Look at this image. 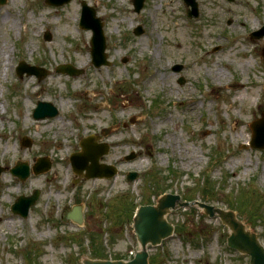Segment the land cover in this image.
Masks as SVG:
<instances>
[{
	"label": "rangeland",
	"instance_id": "1",
	"mask_svg": "<svg viewBox=\"0 0 264 264\" xmlns=\"http://www.w3.org/2000/svg\"><path fill=\"white\" fill-rule=\"evenodd\" d=\"M82 1L103 23L107 65L91 63V30L78 27ZM196 2L195 18L186 16L183 0H145L139 12L132 0L62 5L6 0L0 5V15L22 18L19 29L10 27L11 18L0 27V166L5 168L0 173V264H81L97 248L105 258L129 259L138 249L133 208L155 203L164 193L233 209L264 245V148L249 147L250 129L234 120L247 118V101L253 106L264 101V37H249L264 24V0ZM138 25L143 32L136 35ZM46 31L50 40L44 39ZM20 60L45 68L47 75L18 77ZM65 63L80 73L56 70ZM174 64H183V70L173 71ZM156 66L162 68L156 72ZM218 69L227 76L216 80ZM239 81L248 99L234 89ZM38 100L58 110L44 119L61 118L66 125L59 149L39 131L44 119L32 117ZM106 127L111 131L97 142L110 149L100 162L116 166V174L75 175L70 153L79 151L82 137ZM26 136L30 144L21 145ZM131 150L137 157L123 160ZM41 156L50 168L35 174L31 169ZM17 161L29 167L25 180L9 172ZM129 170L139 173L132 182L125 178ZM35 176L41 178L38 184L32 182ZM35 189L39 198L28 216L12 214L16 197ZM76 198L86 202L89 214L81 226L65 218ZM166 220L174 234L149 248V264H248V256L227 247L228 231L218 218L188 206L171 210Z\"/></svg>",
	"mask_w": 264,
	"mask_h": 264
},
{
	"label": "water",
	"instance_id": "2",
	"mask_svg": "<svg viewBox=\"0 0 264 264\" xmlns=\"http://www.w3.org/2000/svg\"><path fill=\"white\" fill-rule=\"evenodd\" d=\"M5 0H0L2 4ZM54 4H61L69 0H46ZM188 4L193 7L192 12L189 14L194 16L197 15L196 5L193 0H185ZM135 10L138 11L143 4V0H133ZM80 26L82 28H87L92 30L91 39V55L92 63L95 66H100L101 64H106L105 61V42L102 32V24L99 22L98 18H95L94 11L92 8H88L83 3L82 14L80 19ZM142 31L137 29L136 34H140ZM259 36L264 34V27L256 33ZM45 39H50L48 33L45 34ZM182 66L176 65L173 69L176 71L181 70ZM40 70V69H39ZM59 70L68 73H75L74 69L69 66H60ZM24 72L27 74L37 73L40 75H45L44 70H40L35 67H30L24 62H21L17 68V73L21 76ZM182 83V81L180 80ZM56 114V109L49 103L38 102L37 108L34 110L35 118H43L45 116H53ZM264 119V112H263ZM259 121H254L251 125L252 136L250 140V145L252 147L264 148V134H261L258 130ZM93 137H88L81 143L82 153H75L71 156L70 160L73 166V170L76 173H81L84 169L86 171L85 175L89 176H106L110 177L115 173V168L107 165H99V157L106 152L108 147L104 145L102 149L95 151L93 150L96 145L93 142ZM126 159L134 158V154H130L125 157ZM87 161L91 164L88 166ZM49 164L40 163L39 166H34L33 170L35 173L46 170ZM1 171V170H0ZM11 172L18 175L21 179H25L28 176V168L26 164H20L16 168L11 169ZM137 177L135 172L128 174L127 179L133 180ZM38 191H34L33 195L29 197H19L18 200L11 207L13 213H18L25 217L29 206L35 203ZM196 205L201 208L202 211L210 217L217 216L221 219L222 223L226 225L229 229V236L227 237V244L230 248H234L240 253L248 254L250 256L249 264H264V248L260 244L256 234L246 228L243 222L239 221L235 217V213L231 210H222L218 207L211 206L205 203L195 202H185L181 201L178 195L165 194L157 199L154 205H142L139 206L135 212L133 218V231L136 235L137 241L140 245V250L135 254V257L130 261L123 260H104V259H89L84 258L82 264H147L148 253L146 252L147 244L156 245L160 241L170 235L173 231V226L166 221V214L169 213L170 209L177 207ZM80 206L74 207L72 212L68 215V218H72L77 222H81ZM75 216V217H74Z\"/></svg>",
	"mask_w": 264,
	"mask_h": 264
},
{
	"label": "bare ground",
	"instance_id": "3",
	"mask_svg": "<svg viewBox=\"0 0 264 264\" xmlns=\"http://www.w3.org/2000/svg\"><path fill=\"white\" fill-rule=\"evenodd\" d=\"M162 7L161 4L154 6V9H158ZM11 18L12 19V25L10 27H15L17 29H19L20 24L22 23V18L21 17H8L5 15H0V27H2V24H4L6 21H8L7 19ZM20 18V19H19ZM25 21V19L23 18V22ZM167 42L169 41L168 37H165ZM140 43L143 44V40H140ZM143 48V46H142ZM155 56V55H154ZM155 60V59H154ZM248 65V64H246ZM162 68L161 66H156L154 67V69L156 70V72L159 71V69ZM9 68L7 67V70ZM215 75V79L219 80L222 77L227 76V73L225 71H223V69H218ZM156 74V73H155ZM155 74H154V78H155ZM151 77L147 78V81L150 83ZM155 83V81H154ZM245 84L243 82H236L234 83V89L235 90H239L241 93L240 98L243 99H248L249 96H247L244 92H245V88H244ZM72 90L73 92L77 91L76 86L73 84L72 85ZM96 95H93V97ZM66 102H64L65 104ZM23 108L26 109L28 107V104L25 102L22 104ZM264 107V101H259L257 103L256 106H253L250 104V102H246V106L245 108H243V112L248 115L247 118H234V120L238 123V124H243L246 125L248 124L249 120L258 116V114H260L262 108ZM26 115L22 116V118L19 120L21 123L26 122ZM3 120V119H2ZM58 121V122H56ZM40 125V126H39ZM25 126V124H24ZM38 126L40 127L39 131L41 133L46 134V139H47V143L51 144L53 146V148L55 149H59L60 147L58 146L59 141L58 138L60 135L64 134L66 132V125L63 124L61 118H57L54 120H47L44 119L42 120L40 123L38 122ZM25 155V153L23 154ZM41 180V178L39 176H35L32 179V182L35 184H38V182ZM9 192H13V190H9ZM62 193V192H61Z\"/></svg>",
	"mask_w": 264,
	"mask_h": 264
},
{
	"label": "flooded vegetation",
	"instance_id": "4",
	"mask_svg": "<svg viewBox=\"0 0 264 264\" xmlns=\"http://www.w3.org/2000/svg\"><path fill=\"white\" fill-rule=\"evenodd\" d=\"M88 215H89V214H88L87 211H86V214H84V219H85V218H86V219L88 218V221H87V222H89V217H88Z\"/></svg>",
	"mask_w": 264,
	"mask_h": 264
},
{
	"label": "trees",
	"instance_id": "5",
	"mask_svg": "<svg viewBox=\"0 0 264 264\" xmlns=\"http://www.w3.org/2000/svg\"><path fill=\"white\" fill-rule=\"evenodd\" d=\"M93 254H95L97 256L99 255L98 252L95 249H93Z\"/></svg>",
	"mask_w": 264,
	"mask_h": 264
}]
</instances>
